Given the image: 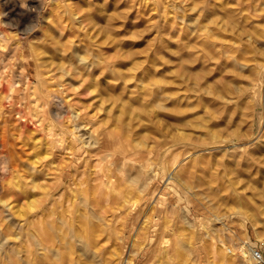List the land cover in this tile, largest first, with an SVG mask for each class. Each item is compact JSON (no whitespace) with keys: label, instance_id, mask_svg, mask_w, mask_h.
Returning a JSON list of instances; mask_svg holds the SVG:
<instances>
[{"label":"rangeland","instance_id":"374dc122","mask_svg":"<svg viewBox=\"0 0 264 264\" xmlns=\"http://www.w3.org/2000/svg\"><path fill=\"white\" fill-rule=\"evenodd\" d=\"M255 243L264 0L0 14V264H250Z\"/></svg>","mask_w":264,"mask_h":264},{"label":"bare ground","instance_id":"6f19581e","mask_svg":"<svg viewBox=\"0 0 264 264\" xmlns=\"http://www.w3.org/2000/svg\"><path fill=\"white\" fill-rule=\"evenodd\" d=\"M38 1L39 0H0V14L4 15V16H7V17H10V16L15 15L16 13L22 11L25 7L27 8V6L30 5L31 3H33V2L36 3ZM43 245H45V244H43ZM26 253L24 255L25 257L19 256V255L18 256H13V255L7 256V255H5L7 258L4 257V259L2 261L3 262L2 264H31V261L27 258V257H29V258L31 257V256L28 255L30 252L27 253V254ZM244 253H246V252L244 251ZM244 255H249V254L246 253ZM32 259H33V257H32ZM246 259H248V262H250V264L255 263L250 255L248 256V258L246 257Z\"/></svg>","mask_w":264,"mask_h":264},{"label":"built area","instance_id":"2783aa9c","mask_svg":"<svg viewBox=\"0 0 264 264\" xmlns=\"http://www.w3.org/2000/svg\"><path fill=\"white\" fill-rule=\"evenodd\" d=\"M247 253L252 257L256 264H264V245L248 244Z\"/></svg>","mask_w":264,"mask_h":264}]
</instances>
